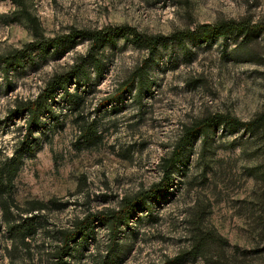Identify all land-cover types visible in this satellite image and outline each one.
<instances>
[{
  "label": "rangeland",
  "instance_id": "374dc122",
  "mask_svg": "<svg viewBox=\"0 0 264 264\" xmlns=\"http://www.w3.org/2000/svg\"><path fill=\"white\" fill-rule=\"evenodd\" d=\"M17 1L0 0V54L35 37ZM21 1L46 37L119 23L169 34L229 18L262 29L241 45L234 33L168 43L151 58L122 39L106 46L99 53L103 72L97 76L90 66L77 108L58 98L57 121L44 118L34 131L39 146L23 157L13 197L22 207L30 200L47 207L35 211L36 231L23 240L0 219V264H57L60 230L88 213L118 211L125 197L162 180L163 157L183 125L215 114L244 121L264 109V0ZM88 46L80 40L63 52L50 49L45 58L34 55L7 77L0 72V159L13 153L25 131L24 115H10L17 101L35 97ZM141 65L148 84L140 96L133 85L104 100ZM88 124L98 135L91 143L82 136ZM209 136L206 144L200 135L192 140L168 189L148 199L127 226L120 224L116 250L108 252L111 232L96 219L93 237L72 242L61 264H264V133L219 124Z\"/></svg>",
  "mask_w": 264,
  "mask_h": 264
},
{
  "label": "trees",
  "instance_id": "16d2710c",
  "mask_svg": "<svg viewBox=\"0 0 264 264\" xmlns=\"http://www.w3.org/2000/svg\"><path fill=\"white\" fill-rule=\"evenodd\" d=\"M17 2L21 6L19 9L20 15L28 21L35 37L5 54H0V72L3 76L7 77L10 70L21 68L26 60H33L36 54L45 58L50 49H58L63 52L80 40L89 42L85 55L76 57L65 71L55 72L35 97L17 101L15 107L10 110L12 116L24 115L26 122L25 131L13 153L0 159V219L12 236L19 240H23L36 231L38 223L33 220L38 216L36 212L47 207V203L40 200L27 201L28 206L22 207L16 203L13 197L14 179L20 169L23 157L33 155L39 146V140L34 136V131L39 128L44 118H48L52 122L57 121L53 105L57 104L59 99H64L71 109L75 110L77 108L80 100L77 89L80 82L86 81L90 66H92V70L97 76H101L103 64L99 53L106 46H114L117 40L122 39L137 47L145 48L147 55H149L148 58H151L159 48L166 47L168 43L189 40L194 44H198L215 36L234 33L240 37L237 45H241L251 37L256 36L262 29L260 25L252 23L246 18H229L213 23L200 22L194 27L174 30L169 34L147 33L140 31L134 25L119 23L95 28L70 27L64 33L46 37L40 30L37 16L28 10L21 0ZM145 68V65L138 66L130 77L120 83V92L104 100L113 101L118 99L122 91L130 90L133 85L140 96L143 88L148 84ZM71 81L75 83L73 90H70L68 86ZM60 90L61 93L59 94ZM219 124L242 127L251 134L264 133V109L254 117L244 121L227 115L215 114L196 119L188 125H183V132L173 145L170 154L163 157L161 169L164 176L162 180L154 183L150 189L138 195L125 197L123 199L124 204L118 211L103 216L88 213L75 222L71 228L60 230V246L58 252H56L58 259L56 263L61 264V262H64L62 257L70 253L72 242L93 237L94 221L96 219H99L102 224H106L111 232L108 252L116 250L118 248L116 237L117 232L120 230V224L127 226L137 210H144L148 199L156 198L158 191L168 189L172 175L178 168L177 164L181 161L187 146L199 135L202 136V144H206L207 139L210 137V131L214 130ZM82 136L85 137L87 142L91 143L98 135L96 129L90 128V124H88L82 128ZM50 202L54 203L53 199ZM14 212H16L18 218H15ZM24 213L29 214L23 216ZM103 264L109 263L104 259Z\"/></svg>",
  "mask_w": 264,
  "mask_h": 264
}]
</instances>
